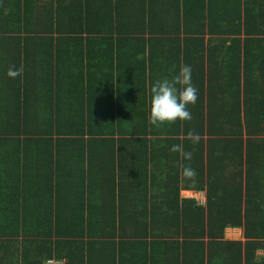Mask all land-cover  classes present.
I'll use <instances>...</instances> for the list:
<instances>
[{
    "label": "trees",
    "instance_id": "obj_1",
    "mask_svg": "<svg viewBox=\"0 0 264 264\" xmlns=\"http://www.w3.org/2000/svg\"><path fill=\"white\" fill-rule=\"evenodd\" d=\"M13 55H31L37 71L26 78L31 102L0 123V264H264V0H0L6 73L16 67ZM55 55L87 59L88 73L81 64L57 75ZM184 65L198 89L192 119L157 128L148 121L150 89ZM93 83L101 85L97 104L86 88ZM65 124L114 145L118 135L130 152L162 161L161 171L130 167L132 186L159 182L163 196L93 205L78 195L84 160L77 141L62 136ZM29 153L34 201L21 188ZM186 167L194 178L183 176ZM182 188L206 191L207 204L181 199ZM229 226L242 228L245 240L225 239Z\"/></svg>",
    "mask_w": 264,
    "mask_h": 264
},
{
    "label": "crops",
    "instance_id": "obj_2",
    "mask_svg": "<svg viewBox=\"0 0 264 264\" xmlns=\"http://www.w3.org/2000/svg\"><path fill=\"white\" fill-rule=\"evenodd\" d=\"M16 61V69L23 68L22 75L11 78L7 75L4 71L5 63L0 64V123H5L6 118L8 117L9 110H18L19 106L26 107L27 102L30 101L29 95L25 93V85L32 84L29 81H32V78L26 80L27 76L32 72L37 71L36 63L34 62L31 55H13ZM55 67L58 69V74L61 77L70 76L74 71L81 70V64L85 67V73H88L89 68L87 67V59L82 61L79 56H77L76 63L72 61L67 55H55ZM84 62V63H83ZM95 64L92 63L91 67H94ZM53 67V66H52ZM51 67V68H52ZM48 67V70L51 69ZM44 69V67H43ZM42 69V70H43ZM98 70V69H97ZM90 74L91 71L89 72ZM29 77V76H28ZM34 79V78H33ZM28 81V82H26ZM33 82V81H32ZM19 85V87H17ZM99 83H93L92 85H87L86 88L89 87L88 92L91 89V94H86V99L91 96V100L93 104H97L100 102L99 100V90H100ZM90 94V96L88 95ZM87 104V103H86ZM111 105V104H109ZM44 114V111H43ZM35 118V115L31 116L27 121H31V119ZM42 123H43V117ZM126 118V117H125ZM35 123V122H34ZM68 124V123H67ZM67 124L60 126L64 132L62 136H64L67 140L68 144H71L77 141L75 145L76 153L79 157L80 161L84 160L83 169H79V177L82 180H79V185L76 184V193L82 194L89 199H93V205H97L100 202H105L112 204L114 203L113 198L117 200V203L120 202L123 197L125 200H130L132 196H137L141 198L146 204L153 202V199L156 197L163 196V189L159 185V182L155 184H151V181H147L146 178L139 180L137 184L132 186V166L131 162L134 164V161L141 162L144 164H148L149 171H161V166L163 167L164 164L162 161L160 163L154 162L152 159V155H148L145 157V154L138 153V152H130L125 145L121 142V137L116 136V144L107 143L105 141H97V136L94 134L89 133H72L69 132L72 129L66 130ZM22 139H28L31 136L29 134H22ZM57 136V135H56ZM100 139V138H99ZM105 142V143H104ZM106 144H109L108 147H105ZM68 151V150H67ZM67 151H61V159H66ZM59 154V150H58ZM57 156V155H56ZM59 158V155H58ZM82 158V159H81ZM137 158V159H136ZM28 162H30V169H26L27 173V181L21 183V188L26 187L27 197H29L32 201H34V191L36 189V182L34 175L33 165L35 166V158L32 160L30 158V153L27 157ZM122 160L124 167L122 165ZM48 163L47 173L52 174L53 163L51 156L48 157L46 160ZM132 164V165H133ZM135 167V164L134 166ZM2 168V167H0ZM20 169V168H19ZM66 169V168H65ZM64 169V172H65ZM21 170V169H20ZM141 171V170H140ZM23 174L24 171L21 170ZM4 173L2 172V175ZM129 175L131 178L129 179ZM57 177V176H55ZM123 179L125 183L120 185V180ZM61 185H64L67 181V174L60 175ZM82 187L83 190L79 193V188ZM5 189V178L0 179V192L4 194ZM62 188H60L59 196H66L67 194L63 193ZM204 191V190H202ZM48 197L53 195V191H49ZM195 190H187V189H180V198L185 199H192L195 197ZM43 193V192H42ZM52 194V195H51ZM55 194V193H54ZM57 194V192H56ZM121 195V196H120ZM47 195H41L37 201L46 198ZM195 199V198H194ZM125 209L130 208V205L127 202H124ZM129 210V209H128ZM99 251V245H97ZM102 248H106V246H101ZM109 250V248H107ZM92 251H95V246L91 248ZM110 252V250H109ZM3 255V253H2ZM95 259V258H94Z\"/></svg>",
    "mask_w": 264,
    "mask_h": 264
},
{
    "label": "clouds",
    "instance_id": "obj_3",
    "mask_svg": "<svg viewBox=\"0 0 264 264\" xmlns=\"http://www.w3.org/2000/svg\"><path fill=\"white\" fill-rule=\"evenodd\" d=\"M23 73V68H10L7 75L16 78ZM192 69L188 65L181 67L179 73L171 80L165 78L157 80L152 85L150 114L148 121L151 125L160 128L165 125L176 123L177 120H191L192 114L188 110L189 105H194L198 99V89L192 84ZM188 137L195 142L196 134L192 131L188 133ZM172 152L181 153L185 159H191L190 152H184L181 145H173L170 149ZM195 170L190 167L183 169V176L194 178ZM130 179V178H129Z\"/></svg>",
    "mask_w": 264,
    "mask_h": 264
},
{
    "label": "built area",
    "instance_id": "obj_4",
    "mask_svg": "<svg viewBox=\"0 0 264 264\" xmlns=\"http://www.w3.org/2000/svg\"><path fill=\"white\" fill-rule=\"evenodd\" d=\"M199 205L207 204V193L206 191H196L194 197ZM225 239L232 241L245 240L244 231L240 227L229 226L225 230ZM258 256L264 258V249L258 251ZM45 264H66L64 259H48Z\"/></svg>",
    "mask_w": 264,
    "mask_h": 264
}]
</instances>
